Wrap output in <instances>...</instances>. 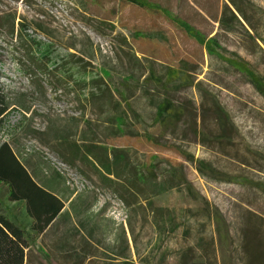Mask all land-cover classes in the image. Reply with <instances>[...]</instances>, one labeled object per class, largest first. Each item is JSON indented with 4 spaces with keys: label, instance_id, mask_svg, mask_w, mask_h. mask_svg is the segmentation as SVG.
Returning <instances> with one entry per match:
<instances>
[{
    "label": "rangeland",
    "instance_id": "374dc122",
    "mask_svg": "<svg viewBox=\"0 0 264 264\" xmlns=\"http://www.w3.org/2000/svg\"><path fill=\"white\" fill-rule=\"evenodd\" d=\"M149 1L169 9L207 38L217 36L226 50L221 52L224 57L247 62L264 77V0H239L247 21L241 18L243 27H231V31L222 30L218 23L229 0ZM113 3V16L96 19L79 18L72 4V21L85 31L71 33L68 22L45 0H0V91L13 103L25 102L32 109L26 114L15 106L9 112L0 127V145L24 148L33 142L42 146L28 134L27 126L43 132L49 117L60 116L64 123L71 117L89 121L98 134L97 142L113 141V145L130 149L133 159L140 162L157 156L155 176L177 186L155 200L157 207L169 209L182 224L165 248L175 252L204 239L197 264H264V258L263 262L254 258L264 254V98L245 76L209 57L205 48L168 19L150 13L127 15L125 2ZM139 32L145 40H136ZM24 44L32 46L38 62L47 63L50 70L93 52L94 69L91 67L93 73L87 79H103L114 92L120 112H126V132L112 136L110 125L94 106L85 101L84 108L83 99L89 93L57 90L54 77L35 67L28 71L31 55ZM170 70L179 72V81L168 83ZM164 100L172 101L174 108L162 125L156 122V109ZM146 135L164 147L176 146L184 154L139 140ZM188 155L195 158L194 163ZM199 162L204 163V173L198 171ZM0 206L11 217L19 216L24 208L22 203L9 201L5 186H0ZM129 216L126 229L131 257L139 264L133 241L136 239L145 255L155 232L140 214L134 218L129 212ZM19 220L26 231L28 221ZM113 223L118 226L108 245L119 250L126 246L127 236L121 234L123 225ZM187 228L190 234L185 237ZM27 236L32 264L75 263L58 253L57 233L46 239L52 244L44 242L45 248L36 234ZM88 253L101 257L93 250ZM167 264H176L175 258Z\"/></svg>",
    "mask_w": 264,
    "mask_h": 264
},
{
    "label": "trees",
    "instance_id": "16d2710c",
    "mask_svg": "<svg viewBox=\"0 0 264 264\" xmlns=\"http://www.w3.org/2000/svg\"><path fill=\"white\" fill-rule=\"evenodd\" d=\"M121 1L123 3L134 4L137 7L139 6L143 11L142 16L150 13L151 15L156 14L168 19L177 29L184 31L191 40L205 48L209 57H216L222 62H226L231 69L245 76L249 84L264 98V77L256 70H253L247 62L224 57L221 52H225L226 50L219 43L217 36L210 37V39L207 38L187 21L173 15L169 9H165L155 2H150L149 0ZM241 18L247 21L245 13L242 10L241 1L229 0V4L224 6L218 23L222 30L231 31L233 29L231 27H243ZM20 26L25 28L23 24ZM248 34L253 40L254 38H252L250 33ZM139 35L140 32L135 34L136 40H145L144 36ZM19 41L23 42V35L19 36ZM261 41L264 44V40ZM23 47L31 55L30 62L32 66L27 68L28 71H32L33 67H35L39 73H43L48 77H54L58 86H56L57 90H64L68 93H81L82 95L89 93L88 96H84L85 100L83 99V104L85 101L87 104H91L98 114L104 117L105 123L110 125L111 130L109 131H111V135L114 136L126 132L128 129L126 112H120L121 103L117 100L114 92L109 89L103 79H87L88 75L93 73V52H89L83 57L78 58L75 63L69 61L56 67L54 70H50L47 63L38 62L33 53L32 46L24 44ZM258 47L263 52L259 44ZM134 58L140 61L137 56ZM170 74L171 77L168 83L179 81V72L170 70ZM74 75H78L79 77H75ZM50 86L53 87V84H50ZM56 88L54 89L56 90ZM78 100L82 102L80 96ZM15 106H20L26 114L32 112L30 107L25 106V102L13 103L8 96L0 91V127L4 124V118ZM85 106L87 105L84 104V108ZM173 108L174 104L172 101L164 100L160 102L156 109L157 124L161 123L165 125L171 117ZM31 116L35 117V114L32 113ZM33 117L30 120H33ZM47 119L48 124L43 132L32 130L31 124H28V134L34 135L42 146L48 148L61 161L74 168V165L68 161V158L62 152L68 150V144L78 143L76 139L80 134L79 126L81 123L88 128V130L80 134L81 142H97L98 134L94 125L89 121L76 117H71L70 122L67 123H64V120L60 116H57V118L49 117ZM139 140H143L145 143L156 148L164 147L156 138L147 135L146 138ZM164 148L175 150L181 156L184 154L176 146L171 145V147ZM110 154L113 156V162L109 160L108 165L104 166L110 174H113L123 183L119 185V190L109 193L120 198L126 204L128 211L133 213L134 218H137L138 214H140L144 218L142 219L143 223L146 221L151 223L155 232V239L148 242L149 246L145 255L140 253L136 239L133 241L137 258H139V264H167L173 257L176 260V264H197L198 259L202 258L201 253L203 254L204 250V239H199L196 246L181 248L175 252H172L169 247L165 248L166 242L182 227V224L178 223L175 216H171L172 212L169 209L156 206V199L167 195L177 187L173 182L167 179L160 180L155 176L154 171L157 168L159 158L157 156H150L147 158V162H140L137 159H133L130 150L118 148H114L111 152L108 151V155ZM187 157L190 162H195L193 156L188 155ZM198 165V171L204 173L202 168L204 163L199 162ZM0 186L7 187L10 202H23L26 205L29 218L34 220L31 230L37 236L46 232L64 208V204L60 199L40 186L33 176L27 172L9 143H2L0 145ZM145 202L146 204H144ZM189 234L190 231L187 228L184 235L188 237ZM124 235L126 234L124 233ZM123 237L121 238L123 239ZM125 245L124 248H120L119 250L113 249L112 255H109L106 258L108 260L104 262L96 261L86 253L78 255L74 264H137L131 257V247L127 239ZM31 249L25 230L9 220L5 211L0 206V264H32L30 261ZM254 258L256 261L263 262L264 254L255 255Z\"/></svg>",
    "mask_w": 264,
    "mask_h": 264
},
{
    "label": "crops",
    "instance_id": "0c3cea01",
    "mask_svg": "<svg viewBox=\"0 0 264 264\" xmlns=\"http://www.w3.org/2000/svg\"><path fill=\"white\" fill-rule=\"evenodd\" d=\"M64 1H68L75 5L76 12L81 19H96L104 15L113 16L115 10L113 0ZM124 5L128 12L127 15L132 12L138 17L141 16L143 11L139 6L137 7L128 2H125ZM84 126L86 125L83 123L80 124V134L88 130L87 127L84 129ZM80 134L76 139L78 143L68 144V150L62 153L68 158V161L74 165V169L80 175L84 176L85 179H88L96 188L108 192H116L119 190V185L123 182L117 179L113 174H110L105 167L108 165L109 160L113 162V156L111 154L108 155V151L111 152L114 148L128 151L130 149L113 145V141L83 143L81 142ZM12 149L20 163H22L27 172L33 176L34 180L44 189L60 199L64 204V208L57 216L56 221L49 226L44 234L38 236L43 242V247L46 246V244H52L50 242L48 243L46 239L51 234L57 233V251L64 259L75 261L78 255L87 253L89 256L88 252L93 250L99 253L101 257L90 255L92 259L99 262L108 260L106 258L112 255L109 253V250L112 252L114 248L112 245H108V243L115 234L114 229L115 227L117 228L118 225H115L112 219L106 217L104 211L97 212L95 210L97 206L96 194L93 191L83 193L72 192L66 186L64 179L57 175L46 162H43L40 156H25V148L23 147H12ZM20 203L24 205L20 215H13L12 217L7 215V217L20 227H22L19 220L20 217L25 218L29 224L25 232L32 234L34 232L31 230V227L34 220L29 218L26 205L23 202L12 204L17 205ZM125 229V226L124 228L123 226L121 227V234L124 235ZM128 234L129 230L126 229L127 240ZM44 242L46 243L45 245Z\"/></svg>",
    "mask_w": 264,
    "mask_h": 264
},
{
    "label": "built area",
    "instance_id": "2783aa9c",
    "mask_svg": "<svg viewBox=\"0 0 264 264\" xmlns=\"http://www.w3.org/2000/svg\"><path fill=\"white\" fill-rule=\"evenodd\" d=\"M45 3L51 9L54 8V10L68 22L67 28H69L71 33L85 31L83 26L81 27L72 21V3L64 0H45ZM24 148L25 156H40L42 161L46 162L57 175L59 174L62 176L66 186L72 192L83 193L93 191L97 196V206L95 210L97 212L104 211L106 217L120 225L127 226L130 219L129 211L126 204L120 198L103 189L96 188L88 179H85L74 168H71L61 161L60 158L53 154L48 148L39 146L33 142H29L28 146Z\"/></svg>",
    "mask_w": 264,
    "mask_h": 264
}]
</instances>
